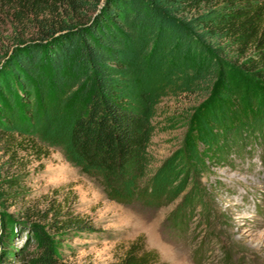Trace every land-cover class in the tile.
Segmentation results:
<instances>
[{
    "label": "trees",
    "instance_id": "obj_1",
    "mask_svg": "<svg viewBox=\"0 0 264 264\" xmlns=\"http://www.w3.org/2000/svg\"><path fill=\"white\" fill-rule=\"evenodd\" d=\"M4 11L13 32L0 58L2 147L10 157L14 150L37 152L32 138L1 127L14 116L24 124L36 111L63 112L69 154L117 203L144 192L151 99L131 89L140 66L161 62L178 71L180 89L210 88V98L244 107L250 102L241 93H250L252 82L264 87V0H0L3 27ZM227 108L215 101L207 109L214 133L199 128L202 140L215 143L218 134L230 133L241 142L248 134L263 142V119L232 126ZM21 198L16 177L0 174V208ZM18 212L29 220L32 209L23 205ZM34 213L56 234L92 230L69 208ZM30 229L38 249L25 256L27 264H54L52 244L41 229ZM5 253L8 262L11 252ZM112 264L165 263L138 236Z\"/></svg>",
    "mask_w": 264,
    "mask_h": 264
},
{
    "label": "rangeland",
    "instance_id": "obj_2",
    "mask_svg": "<svg viewBox=\"0 0 264 264\" xmlns=\"http://www.w3.org/2000/svg\"><path fill=\"white\" fill-rule=\"evenodd\" d=\"M12 32L4 11L0 58ZM177 74L150 61L132 76L133 93L147 94L151 111L144 192L128 204L107 199L99 181L80 171L63 143V112L36 111L24 124L17 116L6 120L1 129L32 138L38 151L14 150L10 157L0 141V174L16 177L22 192L15 206L0 208V264H27L25 256L38 249L33 226L52 244L54 264H112L138 236L159 263L264 264V140L248 134L241 142L227 133L212 143L197 135L199 128L214 131L206 112L215 101L228 107L232 126L264 120V87L252 82L253 90L241 93L250 102L244 107L210 98V88L180 89ZM23 205L32 209L29 220L19 217ZM50 205L69 208L92 230L56 234L34 213Z\"/></svg>",
    "mask_w": 264,
    "mask_h": 264
}]
</instances>
